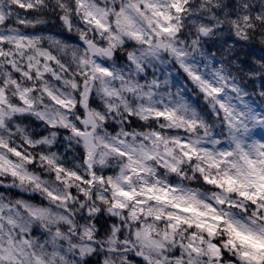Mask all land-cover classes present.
I'll use <instances>...</instances> for the list:
<instances>
[{
	"label": "clouds",
	"instance_id": "9594fccd",
	"mask_svg": "<svg viewBox=\"0 0 264 264\" xmlns=\"http://www.w3.org/2000/svg\"><path fill=\"white\" fill-rule=\"evenodd\" d=\"M0 264H264V0H0Z\"/></svg>",
	"mask_w": 264,
	"mask_h": 264
}]
</instances>
